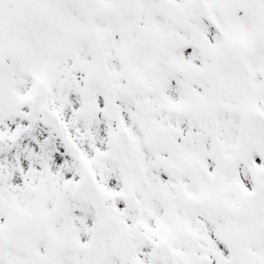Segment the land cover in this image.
<instances>
[{"label": "snow or ice", "instance_id": "1", "mask_svg": "<svg viewBox=\"0 0 264 264\" xmlns=\"http://www.w3.org/2000/svg\"><path fill=\"white\" fill-rule=\"evenodd\" d=\"M0 264H264V0H0Z\"/></svg>", "mask_w": 264, "mask_h": 264}]
</instances>
